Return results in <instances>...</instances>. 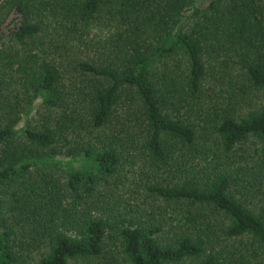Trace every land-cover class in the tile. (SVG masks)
<instances>
[{"label": "trees", "instance_id": "1", "mask_svg": "<svg viewBox=\"0 0 264 264\" xmlns=\"http://www.w3.org/2000/svg\"><path fill=\"white\" fill-rule=\"evenodd\" d=\"M0 264H264V0H0Z\"/></svg>", "mask_w": 264, "mask_h": 264}, {"label": "rangeland", "instance_id": "2", "mask_svg": "<svg viewBox=\"0 0 264 264\" xmlns=\"http://www.w3.org/2000/svg\"><path fill=\"white\" fill-rule=\"evenodd\" d=\"M95 34L99 36L100 35V31H96L95 30Z\"/></svg>", "mask_w": 264, "mask_h": 264}]
</instances>
